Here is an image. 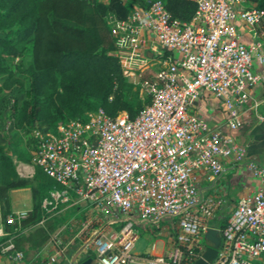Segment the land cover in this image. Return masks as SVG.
Here are the masks:
<instances>
[{
  "label": "built area",
  "instance_id": "1",
  "mask_svg": "<svg viewBox=\"0 0 264 264\" xmlns=\"http://www.w3.org/2000/svg\"><path fill=\"white\" fill-rule=\"evenodd\" d=\"M193 1L187 21L171 18L161 0L134 4L122 19L106 17L122 75L153 67L139 82L146 101L133 116L97 107L53 128L32 130L33 165L51 178L55 191L91 204L92 215L79 230L88 232V264H191L210 244L206 226L216 227L219 236L208 263L264 264V163L245 159L255 188L232 203L218 226L223 198L201 194L197 176L212 180L224 169L221 159H241L245 147L190 108L209 91L229 110L227 125L239 124L236 108L248 100L245 86L260 77L251 65L264 66V8L249 0ZM12 215L6 223L19 225L24 211ZM171 217L158 252L131 250L139 227L153 229ZM21 256L15 249L13 257Z\"/></svg>",
  "mask_w": 264,
  "mask_h": 264
},
{
  "label": "trees",
  "instance_id": "2",
  "mask_svg": "<svg viewBox=\"0 0 264 264\" xmlns=\"http://www.w3.org/2000/svg\"><path fill=\"white\" fill-rule=\"evenodd\" d=\"M171 18L187 21L195 8L193 0H161ZM255 6L264 8V0H249ZM143 0H0V16L18 24L13 34L8 36L0 32L1 53L16 55L17 43L29 44V59L20 69L28 77V92L33 98V105L38 98L50 99L54 93H62L75 100L69 104L71 110L58 113L56 122L49 124L48 117L34 110H23L22 124L29 128L52 127L58 122L81 116L84 111L97 106L107 114L113 115L118 110H125L133 116L139 105L130 103L125 92L131 84L122 75L116 55L113 53L114 40L111 36L106 17L112 15L122 19L134 4ZM1 62V61H0ZM0 66V73H5L2 86L7 87L12 70ZM97 91V100L89 99L88 90ZM97 105V106H96ZM96 106V107H95ZM29 148L33 147L30 138ZM31 177L19 176L12 158L0 146V218L10 212L8 190L29 186L31 206L26 214L19 218V226L25 227L38 220V186L43 183L52 187L53 182L40 169L35 167ZM34 181V183L32 182ZM41 184V185H43ZM224 218L217 221L221 226ZM4 230L7 229L3 223ZM51 226L38 225L25 236L15 240L13 247L21 249L20 241L27 247L40 245L47 237ZM21 239V240H20ZM92 257L90 252L83 258ZM81 259V260H82Z\"/></svg>",
  "mask_w": 264,
  "mask_h": 264
},
{
  "label": "rangeland",
  "instance_id": "3",
  "mask_svg": "<svg viewBox=\"0 0 264 264\" xmlns=\"http://www.w3.org/2000/svg\"><path fill=\"white\" fill-rule=\"evenodd\" d=\"M1 11L2 6L0 5V12ZM11 21L12 20L11 18L9 19V17L7 20L6 17L0 16V32H5L8 36H11L13 30L18 27V24L14 22L12 23ZM15 48L18 52L16 55L1 53L0 59V66L6 64L5 66L10 67L12 70L9 84L7 87L3 88H1V86L5 73H0V146L5 148V152H7L12 158L14 167L19 172L17 174L29 178L36 170L31 161L30 148L28 146L30 138H32L31 134L34 127L29 128L27 125H24V123L22 124L23 121L20 118L22 111L24 110L26 112L27 110L29 111L34 110V108H39V112L43 116H47L49 124H52L58 119V113L63 110L67 111V109L71 110L69 104H72L75 98L67 97L60 92V94L54 93L51 95L50 99L40 97L38 98L39 102L35 103L37 106L33 105V98L28 92V77L25 73L20 71V69L24 68L28 62L30 52L29 44L27 42L17 43ZM152 68L153 67L146 68L140 74L135 73L134 75L130 74L125 76L126 80L131 84L130 88L125 92V98L130 103L139 105L140 107L146 101V94L139 85V82L150 75ZM88 94L89 99L92 102H96L97 91L90 88ZM226 177H228V175H225L223 178ZM32 182L34 183V181ZM41 184L38 186L37 196L39 200L38 220L28 226L20 227L17 224L6 223V217L12 215V213L9 212L5 214L4 219H1V222L2 224H6L7 229L5 230L6 233L0 236V243L8 241L14 243L15 240L18 241L19 238L25 236L36 226L50 225L51 229L48 231V236L53 231L56 233L61 232L71 239V242L83 247L85 244L83 240L88 232L85 230L79 232V230L82 227L83 222L92 215L91 204L72 193L62 194L55 191L49 185ZM22 187L28 188L29 200L23 197L21 203L29 204V209L31 206L30 187ZM231 203L232 200H229L224 196L222 204L216 211L215 215L217 217L220 216V218H225L229 213L228 210ZM27 210H22L24 211V215ZM13 216L14 215H12V217ZM173 219L174 217H171V220H164L160 223L154 224L153 229L147 226L139 227L137 229V237L132 244L131 250L133 252L146 253L151 250V244L153 243L154 250L158 251L161 248V241L166 239L167 231L166 228H164V225H170L171 228L173 226ZM112 225L117 228V222H112ZM159 229H163V231L158 232ZM77 232L79 233L77 234ZM20 245L22 247L21 249L24 250V246H26L27 243L21 240ZM90 254L93 256L91 252ZM130 264L145 263L138 260Z\"/></svg>",
  "mask_w": 264,
  "mask_h": 264
},
{
  "label": "crops",
  "instance_id": "4",
  "mask_svg": "<svg viewBox=\"0 0 264 264\" xmlns=\"http://www.w3.org/2000/svg\"><path fill=\"white\" fill-rule=\"evenodd\" d=\"M239 28L243 31V41L248 42L249 38L244 27L240 25ZM251 72L260 77L245 86L248 100L236 108L239 113V124L236 127L230 128L227 125L226 119L230 116V112L220 96L203 91L190 104V108L195 110L209 126L220 129L230 135L234 142L245 147V154L241 159L237 160L233 156L223 157L221 161L224 169L212 180H207L204 173L197 176V185L201 194H216L223 199L226 196L232 200V203L238 197L252 193L255 188L253 178L244 167L245 159L253 158L264 163V66L253 62ZM225 175L228 177L223 178ZM8 197L10 213L13 215L28 209L29 204L21 203L23 197L29 200L27 187L10 188ZM0 225L3 226L1 218ZM53 237H56L62 245L61 251H56ZM8 243L10 241L0 243V264H78L85 254L83 247L71 242L65 234L55 231L51 232L40 245L29 248L26 245L24 250L19 249L22 252L20 258L13 257L15 248H6ZM154 252L158 251L154 250L152 243L151 250L147 253Z\"/></svg>",
  "mask_w": 264,
  "mask_h": 264
},
{
  "label": "water",
  "instance_id": "5",
  "mask_svg": "<svg viewBox=\"0 0 264 264\" xmlns=\"http://www.w3.org/2000/svg\"><path fill=\"white\" fill-rule=\"evenodd\" d=\"M204 237L210 242V244L205 245L201 256L194 259L191 264H207L215 255L216 246L219 241L217 228L213 226H206ZM90 260V257H86L82 259L78 264H88Z\"/></svg>",
  "mask_w": 264,
  "mask_h": 264
}]
</instances>
